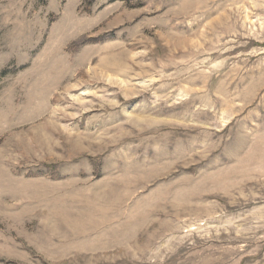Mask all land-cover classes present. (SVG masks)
<instances>
[{"label":"rangeland","instance_id":"374dc122","mask_svg":"<svg viewBox=\"0 0 264 264\" xmlns=\"http://www.w3.org/2000/svg\"><path fill=\"white\" fill-rule=\"evenodd\" d=\"M0 264H264V0H0Z\"/></svg>","mask_w":264,"mask_h":264}]
</instances>
